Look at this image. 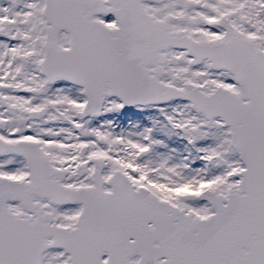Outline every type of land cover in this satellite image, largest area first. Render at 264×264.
Returning a JSON list of instances; mask_svg holds the SVG:
<instances>
[{"label":"snow or ice","instance_id":"snow-or-ice-1","mask_svg":"<svg viewBox=\"0 0 264 264\" xmlns=\"http://www.w3.org/2000/svg\"><path fill=\"white\" fill-rule=\"evenodd\" d=\"M0 264H264V0H0Z\"/></svg>","mask_w":264,"mask_h":264}]
</instances>
